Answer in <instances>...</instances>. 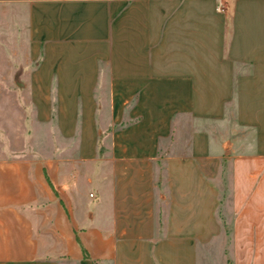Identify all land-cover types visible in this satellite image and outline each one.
<instances>
[{
	"label": "crops",
	"instance_id": "obj_1",
	"mask_svg": "<svg viewBox=\"0 0 264 264\" xmlns=\"http://www.w3.org/2000/svg\"><path fill=\"white\" fill-rule=\"evenodd\" d=\"M0 51V264H264V0H0Z\"/></svg>",
	"mask_w": 264,
	"mask_h": 264
},
{
	"label": "rangeland",
	"instance_id": "obj_2",
	"mask_svg": "<svg viewBox=\"0 0 264 264\" xmlns=\"http://www.w3.org/2000/svg\"><path fill=\"white\" fill-rule=\"evenodd\" d=\"M3 34V33H2ZM16 48H21V44H14ZM11 69L6 71L4 68V60L2 51H0V128L6 130L12 141L17 146L24 145L25 135L21 130V118L23 116V107L25 105L26 96L15 84L14 79L17 77ZM15 119V123L11 120ZM16 125L17 129L12 130ZM41 129V128H40ZM43 137L37 141L36 147L45 153L50 154L52 141L47 137L50 133L49 129L39 130ZM42 132V133H41Z\"/></svg>",
	"mask_w": 264,
	"mask_h": 264
},
{
	"label": "water",
	"instance_id": "obj_3",
	"mask_svg": "<svg viewBox=\"0 0 264 264\" xmlns=\"http://www.w3.org/2000/svg\"><path fill=\"white\" fill-rule=\"evenodd\" d=\"M16 83H17L18 85H21V84L19 83V81L17 80V78H16Z\"/></svg>",
	"mask_w": 264,
	"mask_h": 264
},
{
	"label": "built area",
	"instance_id": "obj_4",
	"mask_svg": "<svg viewBox=\"0 0 264 264\" xmlns=\"http://www.w3.org/2000/svg\"><path fill=\"white\" fill-rule=\"evenodd\" d=\"M219 9H221V6H219Z\"/></svg>",
	"mask_w": 264,
	"mask_h": 264
}]
</instances>
